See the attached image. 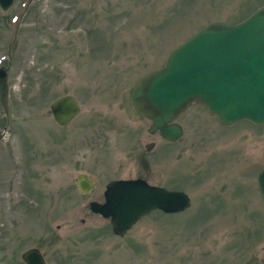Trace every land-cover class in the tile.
Instances as JSON below:
<instances>
[{
  "label": "rangeland",
  "instance_id": "obj_1",
  "mask_svg": "<svg viewBox=\"0 0 264 264\" xmlns=\"http://www.w3.org/2000/svg\"><path fill=\"white\" fill-rule=\"evenodd\" d=\"M27 4L0 8L10 117L0 104V264H25L32 248L47 264H264V124L223 126L194 104L169 143L129 101L175 48L211 22L241 23L264 0ZM64 96L82 110L62 127L50 106ZM81 174L95 184L88 194L77 187ZM121 179L185 192L192 206L152 213L118 237L90 203Z\"/></svg>",
  "mask_w": 264,
  "mask_h": 264
},
{
  "label": "water",
  "instance_id": "obj_2",
  "mask_svg": "<svg viewBox=\"0 0 264 264\" xmlns=\"http://www.w3.org/2000/svg\"><path fill=\"white\" fill-rule=\"evenodd\" d=\"M33 0H29L28 7ZM15 0H0L8 11ZM18 38L16 32L10 51ZM11 54L9 53V56ZM135 112L150 120V133L160 131L170 142L183 135L175 123L193 103L204 105L224 126L248 120L264 124V7L239 24L215 21L169 55L166 65L137 81L130 96ZM0 104L9 117L8 68H0ZM56 123L65 127L81 113L74 96H64L50 106ZM151 151L152 145L147 147ZM264 198V169L258 178ZM78 187L90 193L95 184L79 176ZM105 202L90 203V210L110 220L113 233L125 237L154 211L175 214L191 206L190 197L137 180H118L107 185ZM25 264H47L38 248L22 255Z\"/></svg>",
  "mask_w": 264,
  "mask_h": 264
},
{
  "label": "flooded vegetation",
  "instance_id": "obj_3",
  "mask_svg": "<svg viewBox=\"0 0 264 264\" xmlns=\"http://www.w3.org/2000/svg\"><path fill=\"white\" fill-rule=\"evenodd\" d=\"M157 134L162 138V135H161V133L160 132H157ZM165 141V140H164ZM170 143V142H169ZM154 146V145H153ZM82 175V174H81ZM80 176V175H79ZM79 176H78V178H79ZM76 184H77V187H78V181L76 182ZM79 189V188H78Z\"/></svg>",
  "mask_w": 264,
  "mask_h": 264
},
{
  "label": "trees",
  "instance_id": "obj_4",
  "mask_svg": "<svg viewBox=\"0 0 264 264\" xmlns=\"http://www.w3.org/2000/svg\"><path fill=\"white\" fill-rule=\"evenodd\" d=\"M162 214V213H161Z\"/></svg>",
  "mask_w": 264,
  "mask_h": 264
}]
</instances>
